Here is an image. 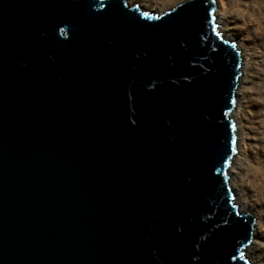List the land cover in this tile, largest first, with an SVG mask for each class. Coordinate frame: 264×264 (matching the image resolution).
I'll return each mask as SVG.
<instances>
[{"label":"water","instance_id":"obj_1","mask_svg":"<svg viewBox=\"0 0 264 264\" xmlns=\"http://www.w3.org/2000/svg\"><path fill=\"white\" fill-rule=\"evenodd\" d=\"M241 66L215 0H0V264H250Z\"/></svg>","mask_w":264,"mask_h":264},{"label":"rangeland","instance_id":"obj_2","mask_svg":"<svg viewBox=\"0 0 264 264\" xmlns=\"http://www.w3.org/2000/svg\"><path fill=\"white\" fill-rule=\"evenodd\" d=\"M124 1L131 6L138 5L145 11L162 10L164 13L186 0ZM215 2L216 10L223 11V19L229 28L230 36L234 40L242 41L244 47L248 49L245 59L249 63L250 73L245 82L241 76L239 89L241 94L237 97V100L241 97L243 99L238 112L242 139L238 143L240 154L233 162L236 167H233V170L237 175L242 201L261 221L257 243L251 247L250 253L246 250L245 257L251 263L252 255L258 259L259 264H264V191H258L253 183L256 170L264 172V37L260 33V27L256 25L259 22L260 26H264V0H215ZM234 199L236 200L235 194Z\"/></svg>","mask_w":264,"mask_h":264},{"label":"bare ground","instance_id":"obj_3","mask_svg":"<svg viewBox=\"0 0 264 264\" xmlns=\"http://www.w3.org/2000/svg\"><path fill=\"white\" fill-rule=\"evenodd\" d=\"M222 6V4L220 5V7ZM245 11V9H244ZM155 12L157 14H161L162 10H155ZM154 12V13H155ZM244 14V13H243ZM244 16V15H243ZM216 23L219 25V31L221 33H223V35H225L227 38H229L230 40H234L233 37L230 36L229 32V28L226 25V23L224 22L223 19V11L221 9L216 10ZM255 24V23H253ZM256 25H258V27H260V33L261 35H263L264 37V26H260V23L258 22ZM237 41V40H236ZM238 43V48L241 50V57H242V66H241V76L244 78V82L245 80H248V76L250 73V67H249V63H247L245 56H247V52L248 49H246V47H244L242 41H237ZM244 60V61H243ZM246 61V62H245ZM241 87L239 86L238 90H237V97L241 94V90H239ZM242 97L239 98V100H236V105L235 108L232 112V118L234 120V124H235V129L236 131V135H237V145L239 142H241L242 139V132H241V124L239 121V117H238V112L239 109H241V103H242ZM240 154V148L237 151V153L235 154V156L233 157V161H232V166L229 172V176H230V186H231V192L233 193V195H236V200H238V203L241 207H239V210L241 211V213H245V214H252L254 221H253V228H252V237H251V241L248 245V247L245 248V254H246V250L250 253V249L252 246H255L257 243V240L259 238V229H260V225H261V221L259 219V217L257 216V214H255L254 212L252 213V210H249L248 207H246V204L244 201H242V194L238 189V180H237V175L235 174V171L233 170L235 167V164L233 163L234 160L238 157V155ZM236 168V167H235ZM253 183H255V186L257 187L258 191L263 190L264 191V172L261 170H256V172L254 173V179H253ZM251 259V263L252 264H259V261L257 258L252 257V255L250 256ZM250 263V264H251Z\"/></svg>","mask_w":264,"mask_h":264},{"label":"snow or ice","instance_id":"obj_4","mask_svg":"<svg viewBox=\"0 0 264 264\" xmlns=\"http://www.w3.org/2000/svg\"><path fill=\"white\" fill-rule=\"evenodd\" d=\"M236 141L235 138L233 139V145H235ZM233 151H235V149H233Z\"/></svg>","mask_w":264,"mask_h":264}]
</instances>
